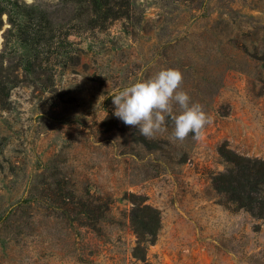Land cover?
<instances>
[{"label": "rangeland", "instance_id": "374dc122", "mask_svg": "<svg viewBox=\"0 0 264 264\" xmlns=\"http://www.w3.org/2000/svg\"><path fill=\"white\" fill-rule=\"evenodd\" d=\"M0 4V264H264L262 221L213 186L222 144L264 158V0ZM167 68L212 118L199 140L114 115ZM132 194L162 216L146 262Z\"/></svg>", "mask_w": 264, "mask_h": 264}, {"label": "clouds", "instance_id": "9594fccd", "mask_svg": "<svg viewBox=\"0 0 264 264\" xmlns=\"http://www.w3.org/2000/svg\"><path fill=\"white\" fill-rule=\"evenodd\" d=\"M183 74L167 68L152 77L139 80L115 94L114 115L125 125L138 127L141 136L152 139L165 131L166 118L174 122L173 138L184 141L189 134L199 140L211 117L201 104L193 103L189 94L180 90ZM174 105L179 111L174 114Z\"/></svg>", "mask_w": 264, "mask_h": 264}, {"label": "trees", "instance_id": "16d2710c", "mask_svg": "<svg viewBox=\"0 0 264 264\" xmlns=\"http://www.w3.org/2000/svg\"><path fill=\"white\" fill-rule=\"evenodd\" d=\"M3 8L0 4V24ZM3 68L0 69V74ZM2 79H0V84ZM149 144L148 141L142 139ZM219 153L226 163V168L213 178L216 191L223 194L229 203L249 212L264 225V158L240 154L229 148L227 143L219 147ZM133 206L130 223L135 233L136 246L133 256L144 262L148 260L150 244H154L162 228V216L158 208L145 203V199L132 194ZM261 225H256L260 230Z\"/></svg>", "mask_w": 264, "mask_h": 264}]
</instances>
